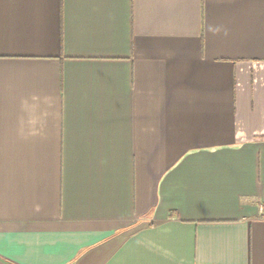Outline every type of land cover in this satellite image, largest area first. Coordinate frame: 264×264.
Masks as SVG:
<instances>
[{
  "label": "crops",
  "instance_id": "crops-1",
  "mask_svg": "<svg viewBox=\"0 0 264 264\" xmlns=\"http://www.w3.org/2000/svg\"><path fill=\"white\" fill-rule=\"evenodd\" d=\"M0 264H264V0H0Z\"/></svg>",
  "mask_w": 264,
  "mask_h": 264
},
{
  "label": "snow or ice",
  "instance_id": "snow-or-ice-1",
  "mask_svg": "<svg viewBox=\"0 0 264 264\" xmlns=\"http://www.w3.org/2000/svg\"><path fill=\"white\" fill-rule=\"evenodd\" d=\"M0 243H2V239H0Z\"/></svg>",
  "mask_w": 264,
  "mask_h": 264
}]
</instances>
